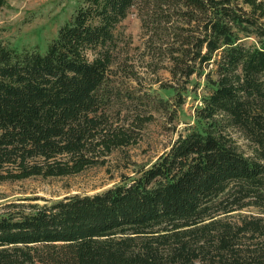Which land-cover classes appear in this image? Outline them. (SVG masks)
<instances>
[{"label":"trees","instance_id":"1","mask_svg":"<svg viewBox=\"0 0 264 264\" xmlns=\"http://www.w3.org/2000/svg\"><path fill=\"white\" fill-rule=\"evenodd\" d=\"M131 9L152 35L175 31L172 77L215 66L206 128L102 193L6 204L0 264H264V0H83L46 53L0 46V183L76 176L135 142L107 116Z\"/></svg>","mask_w":264,"mask_h":264},{"label":"rangeland","instance_id":"2","mask_svg":"<svg viewBox=\"0 0 264 264\" xmlns=\"http://www.w3.org/2000/svg\"><path fill=\"white\" fill-rule=\"evenodd\" d=\"M82 2L0 0V46L18 53H46L59 29L70 22ZM137 14L136 9H131L117 27L115 65L110 74V91L107 89L111 97L107 116L115 127L131 131L135 142L112 151L103 165L76 176L0 183V212L12 202L44 205L72 195L102 193L149 168L180 137L206 128L207 122L199 119L198 112L213 91L215 66L197 65L196 73L189 78L172 77L170 52L180 57L175 31L157 30L152 35L142 28ZM239 38L245 47H261L259 39L251 34H240ZM225 133H230L237 151L249 155L248 143L240 135ZM257 212L247 209L241 214Z\"/></svg>","mask_w":264,"mask_h":264}]
</instances>
